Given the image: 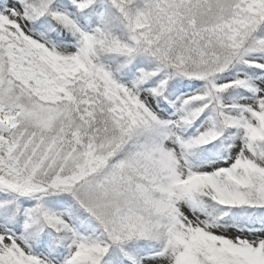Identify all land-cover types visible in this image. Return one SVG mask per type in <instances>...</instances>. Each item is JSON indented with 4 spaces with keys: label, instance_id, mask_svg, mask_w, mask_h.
<instances>
[{
    "label": "snow or ice",
    "instance_id": "snow-or-ice-1",
    "mask_svg": "<svg viewBox=\"0 0 264 264\" xmlns=\"http://www.w3.org/2000/svg\"><path fill=\"white\" fill-rule=\"evenodd\" d=\"M0 264H264V0H0Z\"/></svg>",
    "mask_w": 264,
    "mask_h": 264
}]
</instances>
